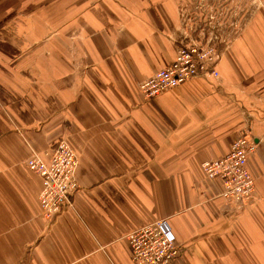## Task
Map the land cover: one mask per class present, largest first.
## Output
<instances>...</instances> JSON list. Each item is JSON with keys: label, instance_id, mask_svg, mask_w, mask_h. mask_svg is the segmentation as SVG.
<instances>
[{"label": "crops", "instance_id": "crops-1", "mask_svg": "<svg viewBox=\"0 0 264 264\" xmlns=\"http://www.w3.org/2000/svg\"><path fill=\"white\" fill-rule=\"evenodd\" d=\"M187 12L183 0H0V264H134L127 234L159 219L181 249L173 264H264V0L219 40V79L147 100L140 84L190 38ZM245 132L256 188L238 204L202 164ZM62 139L79 189L50 221L27 160Z\"/></svg>", "mask_w": 264, "mask_h": 264}, {"label": "built area", "instance_id": "built-area-1", "mask_svg": "<svg viewBox=\"0 0 264 264\" xmlns=\"http://www.w3.org/2000/svg\"><path fill=\"white\" fill-rule=\"evenodd\" d=\"M213 39L191 36L186 43H180L175 61L140 84L144 97L147 100L154 98L201 76L219 79L218 65L222 53L219 51V40ZM226 42L221 39V43ZM256 145L245 132L225 157L202 164L208 178L222 180L224 199L240 204L254 196L256 182L248 168V159ZM45 155L47 159L39 153H33L27 165L41 178V211L45 218L52 221L62 211L64 204L70 203V196L79 189V158L72 146L63 139L57 141ZM126 238L134 264H173L180 255L181 249L167 219H159L133 230Z\"/></svg>", "mask_w": 264, "mask_h": 264}, {"label": "rangeland", "instance_id": "rangeland-1", "mask_svg": "<svg viewBox=\"0 0 264 264\" xmlns=\"http://www.w3.org/2000/svg\"><path fill=\"white\" fill-rule=\"evenodd\" d=\"M188 5V34L215 40H232L236 33L253 18L260 0H183ZM186 22L184 23V26ZM213 39V41H214ZM218 45H221L218 43Z\"/></svg>", "mask_w": 264, "mask_h": 264}]
</instances>
